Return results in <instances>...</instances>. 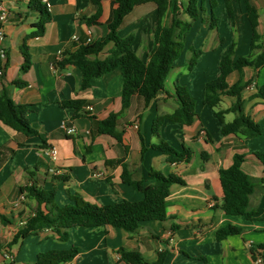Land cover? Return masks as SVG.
Instances as JSON below:
<instances>
[{
    "label": "crops",
    "instance_id": "crops-1",
    "mask_svg": "<svg viewBox=\"0 0 264 264\" xmlns=\"http://www.w3.org/2000/svg\"><path fill=\"white\" fill-rule=\"evenodd\" d=\"M40 1L47 5L50 21L45 24L42 36L26 40L39 13L28 7L29 0H0L11 14L6 22L0 23L3 34L0 90H5L16 105L27 107V119L35 131L23 137L0 122V148L14 151L0 165V215L10 219V223H0V239L10 242L22 228L23 220L32 214L34 202L21 201L18 188L28 183L27 170L35 167L37 185L53 188L59 206L70 203L68 193L96 205L142 200L141 192L121 181L122 163L133 180L143 181L145 185L153 181L149 176L151 170L178 175L185 185L170 187L164 221L143 223L134 233L111 226L75 227L68 230L65 242L59 241L52 231L43 230L18 240L9 252L3 249L0 264H34L38 253L72 247L77 248V255L60 264H125L119 260L120 248L140 253L148 264L157 261L159 252H166L162 264H254L256 257H264V249H256V254L251 251L256 245L264 244V220L248 221L224 214L220 208L223 193L218 174L220 168L232 164L235 153L243 154L242 170L255 184L249 208L264 218V185L259 183L263 167L254 157V153L264 152V101L254 97L264 84V66L242 70L247 85L240 92L245 113L261 127L259 137L243 139L222 135L214 111L203 103L204 85L218 77L219 62L227 50L233 46V59L250 53L251 28L244 5L233 0H214V9L220 7L222 11L215 16L217 24L211 29L209 5L204 2V19L192 23L184 50L166 76L164 91L145 107L139 98L133 99L131 107L119 118L116 129L123 135L122 143L117 144L109 136L92 140L91 123L86 115L88 106L75 116V109L60 104L72 100L91 102L92 110L88 112L98 120L119 113L123 82L120 71L116 69L95 77L90 87L82 90V73L78 68L67 66L60 70L52 63L53 58L74 50L83 39L103 38L108 32L115 0H101L102 14L93 26L85 24V18L93 13L88 0ZM228 2L234 14L233 24L228 17ZM249 5L257 21L260 43L264 45V0H249ZM167 23L165 20L164 24ZM155 27L156 10L148 3L134 7L118 34L121 37L133 34L131 49L147 62L153 49ZM24 41L31 64L26 72H21ZM189 47L201 51L191 70L186 66L191 56ZM260 52L257 50L254 54ZM105 55L104 52L100 57ZM239 77L233 71L227 83L232 85ZM16 82L22 84L16 85ZM175 86L186 87L194 99V121L190 126H182L164 119L158 136L153 135V119L171 114L179 106ZM234 102V97L222 94L219 109H227ZM233 118L232 113L225 115L227 122ZM208 135L211 141L206 140ZM160 141L178 151L183 147L189 149L190 161L167 163L166 156L153 148ZM49 148L56 150L54 159L44 153ZM114 160L122 163H105ZM50 169L57 174H52ZM62 175L67 177L66 181L54 178ZM227 224L242 232L217 241L216 231ZM6 253L11 256L8 263L4 258Z\"/></svg>",
    "mask_w": 264,
    "mask_h": 264
},
{
    "label": "trees",
    "instance_id": "trees-1",
    "mask_svg": "<svg viewBox=\"0 0 264 264\" xmlns=\"http://www.w3.org/2000/svg\"><path fill=\"white\" fill-rule=\"evenodd\" d=\"M242 3L247 13L251 28L250 53L247 56L233 59L234 50L231 46L219 62V75L209 80L204 85L203 103L209 106L220 122V133L224 136L234 135L243 139H252L261 135V127L248 117L240 98L241 90L247 85L243 80L242 70L245 67L257 69L264 66V45L260 43V35L257 32V21L251 11L249 0H233ZM93 8V13L85 18L87 26L98 23L102 14L101 0H88ZM204 2H207L210 9L208 19L210 28L214 29L217 18L214 15V0H115V7L112 9L110 21L107 24V34L99 40L86 39L80 41L72 51L63 52L58 58H53L52 63L60 70L67 66H74L82 73L80 88L85 90L90 87L91 80L108 74L116 69L122 76L121 111L111 113L105 119L98 120L86 111L91 128L92 140L98 136H109L117 144L122 143V132L116 129L119 118L124 111L129 109L135 97L139 98L143 106H147L160 92L164 91V82L168 72L172 69L176 60L179 59L185 47V39L189 34L192 23L198 19H204ZM152 4L156 10V27L154 30V44L147 62L142 61L131 49L134 42V35L129 34L121 37L118 33L124 19L136 6ZM228 17L233 24L234 14L230 2L226 4ZM28 7L39 13V18L32 25L33 30L26 36L29 38L42 36L45 24L50 21V14L47 5L40 0H29ZM168 20L167 24H164ZM110 46L107 50L106 48ZM23 65L21 72H26L31 64L25 41L21 45ZM261 50L259 54L255 51ZM190 58L186 61L188 70H191L197 63L201 54L200 49L189 47ZM106 55L101 58L102 53ZM237 71L240 75L238 81L232 85L227 83L228 76ZM17 83L16 85H21ZM175 96L178 108L166 116H156L152 121V134L158 136L159 127L164 119H168L182 126H190L194 121L195 102L188 89L184 86H175ZM226 94L235 98V102L227 109H219L221 95ZM256 98L264 101V84L257 89ZM91 102L84 100H72L63 102L62 107L75 109V116ZM28 109L26 106L16 105L8 96L5 90H0V122L14 130L23 137L35 133L30 127L27 119ZM232 113L234 118L225 121V115ZM206 140L211 138L208 135ZM153 148L163 153L166 162L177 164L188 163L191 159V151L182 148L178 151L160 141ZM14 153L7 147L0 148V165ZM254 157L263 167L262 177L259 183L264 185V152L254 153ZM245 160L243 154L235 153L232 164L227 168H220L218 171L219 181L223 193L220 205L224 214L229 216L244 217L248 221L264 220L256 216V211L249 208V197L254 192L255 184L252 179L242 170V163ZM109 163H122L121 160L106 161ZM37 167L27 170L28 183L18 188L21 201H32L34 207L32 214L26 217L23 226L12 237L8 243L0 239V253L3 249H9L18 240L28 236L36 235L43 230H50L61 242L68 239V230L75 227L92 228L100 226H111L126 233L136 232L143 223L149 221H164L166 219V200L170 194L172 185L184 186V180L175 174H163L151 170L149 176L152 183L145 185L143 181L133 180L127 166L122 163L120 179L133 190L141 192L143 199L140 201H123L121 203L96 205L84 201L78 195L67 194L70 203L59 206L55 202V190L44 189L37 185ZM57 180L66 181L67 177L62 175L54 177ZM0 223H10V219L0 215ZM173 229V228H172ZM242 229L230 224L216 231V240L222 241L228 236L238 235ZM256 249H264V244L256 245L251 249L256 254ZM78 253L76 247L69 250H50L38 253L34 264H60L71 261ZM119 260L125 264H148L142 255L135 251H127L123 248L117 250ZM166 252H159L155 263L162 264ZM264 264V257L260 256Z\"/></svg>",
    "mask_w": 264,
    "mask_h": 264
},
{
    "label": "built area",
    "instance_id": "built-area-1",
    "mask_svg": "<svg viewBox=\"0 0 264 264\" xmlns=\"http://www.w3.org/2000/svg\"><path fill=\"white\" fill-rule=\"evenodd\" d=\"M11 16L10 12H8V10L6 8H4V6L0 3V23H4L8 20V18ZM3 38V34H2V31L0 29V40H2ZM74 40H76L75 37H73ZM91 41V39H87V42ZM3 57V53L2 51H0V58ZM2 76V69L0 68V78ZM92 110V107L91 106H88L87 107V111H91ZM44 153L49 156L51 159H54L56 157V150L54 148H49V149H46L44 151ZM52 174H57V172L53 169H50L49 170ZM20 200H23V197H20ZM24 224V222L22 223ZM5 259L8 260V259H11V256H8V255H5ZM263 261H262V258L261 257H256L255 261H254V264H262Z\"/></svg>",
    "mask_w": 264,
    "mask_h": 264
},
{
    "label": "rangeland",
    "instance_id": "rangeland-1",
    "mask_svg": "<svg viewBox=\"0 0 264 264\" xmlns=\"http://www.w3.org/2000/svg\"><path fill=\"white\" fill-rule=\"evenodd\" d=\"M221 5H222V7H223V4L221 3ZM220 8V7H219ZM219 8H216V9H214V13H215V16L217 15L218 16V14L222 11V10H220ZM185 56V55H184ZM260 166V165H259ZM3 255V254H2ZM6 255H8V256H10V253H6ZM5 258V257H4ZM9 261L11 260V259H8ZM8 260H7V263H8Z\"/></svg>",
    "mask_w": 264,
    "mask_h": 264
}]
</instances>
